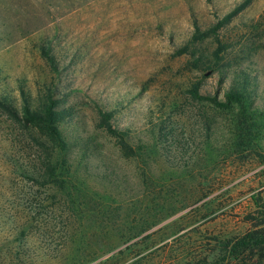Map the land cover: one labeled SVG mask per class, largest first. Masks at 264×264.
<instances>
[{
    "label": "rangeland",
    "instance_id": "374dc122",
    "mask_svg": "<svg viewBox=\"0 0 264 264\" xmlns=\"http://www.w3.org/2000/svg\"><path fill=\"white\" fill-rule=\"evenodd\" d=\"M241 70L246 113L191 98ZM49 97L64 147L0 106V264H260L264 0H0V99Z\"/></svg>",
    "mask_w": 264,
    "mask_h": 264
},
{
    "label": "trees",
    "instance_id": "16d2710c",
    "mask_svg": "<svg viewBox=\"0 0 264 264\" xmlns=\"http://www.w3.org/2000/svg\"><path fill=\"white\" fill-rule=\"evenodd\" d=\"M244 7L245 6L236 8L208 31L203 32L197 27L193 40L202 41L213 37L219 44L218 54L221 53V49L224 45H222L218 32L226 26L232 18L237 16ZM46 56L51 62L52 59L48 56V54ZM197 61L199 62V60ZM198 62L195 64H198ZM219 75L220 88L215 94L202 93L201 86L196 84L189 90L191 98L199 102H207L218 109L229 110L239 107L246 113L247 106L251 103V100L255 96V90H253L251 86L249 75L244 70H241L240 73L236 71L234 74H231L232 81L230 86L226 89L221 88V85L224 84L227 78H229V73L220 71ZM222 91L223 96L220 98ZM57 105L58 102L51 97L48 98L47 103L37 109H33L31 104L26 102L21 115V112H18L11 102H8L6 99H0V106L4 109L11 120L29 127L37 128L50 140L58 144L60 147H64L58 124L59 112L56 110ZM99 112L102 117V125L106 128L107 132L113 136H118L117 131L113 128L111 123L113 114L103 110L102 108H99ZM231 252L232 257L236 260H239V258L245 254H249L250 258L248 259L257 257L259 263L264 264V235L256 232L247 233L236 241ZM246 259L247 258H245L244 261Z\"/></svg>",
    "mask_w": 264,
    "mask_h": 264
}]
</instances>
